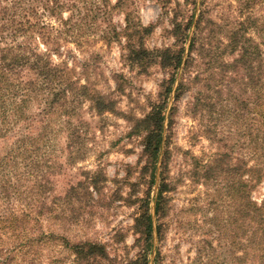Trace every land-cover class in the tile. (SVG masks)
I'll return each instance as SVG.
<instances>
[{
  "label": "rangeland",
  "instance_id": "374dc122",
  "mask_svg": "<svg viewBox=\"0 0 264 264\" xmlns=\"http://www.w3.org/2000/svg\"><path fill=\"white\" fill-rule=\"evenodd\" d=\"M108 11L96 16L84 45L67 44L72 53L66 57L80 82L111 101L113 111L97 112L80 97L72 116L71 145L66 117L52 116L49 142L39 139L33 157L49 163L43 165L50 180L46 201L58 197V216L44 213L41 227L70 241L104 244L109 257L124 264L144 249L145 239L134 219L147 200L153 225L149 264H254L250 254L241 257L249 234L242 236L235 220L234 167L242 159L248 165L253 161L255 121H261L260 136L264 131V99L254 107L255 84L264 89V50L261 63L238 64L233 61L237 51L224 43L228 29L248 15L255 20L248 32L264 48V0H124ZM189 18L185 62L174 87L179 81L184 84L167 98L163 148L151 181L152 164L142 152L144 132L135 133L132 127L161 99L162 82L169 74L156 56L145 66L131 63L126 41L155 55L165 47L175 49L179 42L172 33L173 21L184 23ZM42 19L58 24L54 16ZM127 21L130 38L125 34L110 41L102 38L110 35L109 23L121 30ZM34 109L33 105L27 111ZM39 119L33 121L32 134L39 132ZM16 134L11 130L0 135V164ZM23 157L9 161L0 177L9 169H24ZM34 160L25 162L31 166ZM161 180L163 200L156 214ZM247 183L251 198L260 202L264 183ZM0 236L10 244L6 234ZM53 242L57 244L44 248L39 264H76L61 239Z\"/></svg>",
  "mask_w": 264,
  "mask_h": 264
},
{
  "label": "trees",
  "instance_id": "16d2710c",
  "mask_svg": "<svg viewBox=\"0 0 264 264\" xmlns=\"http://www.w3.org/2000/svg\"><path fill=\"white\" fill-rule=\"evenodd\" d=\"M122 3L124 0H0V135H6L11 130L17 132L14 146L2 157L0 173L8 168L9 161L24 156V169H9L0 177V233L6 234L11 241L7 245L0 236V264H39L44 248L51 242L57 244L53 241L58 238L73 255L72 262L76 264H116L109 257L104 244L88 239L70 241L65 236L41 227L40 219L44 213L53 212L55 217L58 216L55 211L58 197L54 196L50 203L46 201L50 180L44 174L43 165L48 167L49 163L46 158L33 156L40 145L39 139L42 143L49 142L48 135L54 131V128L49 130L53 115L54 120L61 115L66 117L71 145L74 134L72 116L76 115L75 103L80 97L89 101V106L97 112L113 111L111 101L90 88L86 82H80L66 55L72 53L67 47L68 43H75L77 47L85 44V34L97 20L96 16L107 13L105 8L110 13L111 9ZM244 6L249 7L248 2ZM44 15L56 17L58 24L46 22L42 19ZM254 21L246 15L225 34V47L237 51L233 59L235 63L262 62L264 48L248 32ZM190 22V18L184 23L174 20L172 33L176 42H179L178 46L175 49H159L156 55L143 47H135L129 39L126 41V57L131 63L145 66L153 63L156 56L158 64L168 69L169 74L162 82L159 93L161 99L142 118H137L132 127L135 133L144 132L142 152L152 164L151 181L163 148L167 98L172 90L178 94L184 84L179 81L174 87L176 73L185 62L183 43L188 37ZM130 28L128 21L121 30L109 23L107 33L110 35L102 38L110 41L122 34L130 38ZM192 38L191 45L195 39L194 36ZM261 90L257 82L254 107L260 105L261 98L264 99V89ZM33 105L34 111L28 112L27 108ZM36 118H40V129L37 134H32L31 128ZM260 125L261 121H255L257 133L252 163L248 165V161L242 159L234 167L238 176L239 196L235 220L241 235L249 234L247 242L243 243L241 257L250 254V262L254 264H264V195L258 202L251 198L249 189L245 187L248 185L247 180L252 186L264 183V131L260 136ZM13 150L16 151L14 155ZM27 158H35L31 166L25 162ZM162 186L164 182L161 180L155 201L156 214H159L163 200ZM141 208L134 224L144 236V249L136 258L124 264H149L147 251L151 247L153 225L147 200Z\"/></svg>",
  "mask_w": 264,
  "mask_h": 264
}]
</instances>
